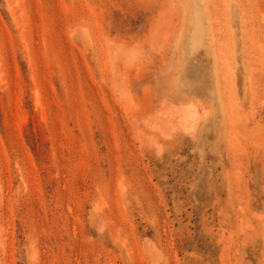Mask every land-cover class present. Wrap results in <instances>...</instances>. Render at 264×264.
<instances>
[{
	"label": "rangeland",
	"instance_id": "obj_1",
	"mask_svg": "<svg viewBox=\"0 0 264 264\" xmlns=\"http://www.w3.org/2000/svg\"><path fill=\"white\" fill-rule=\"evenodd\" d=\"M0 264H264V0H0Z\"/></svg>",
	"mask_w": 264,
	"mask_h": 264
}]
</instances>
